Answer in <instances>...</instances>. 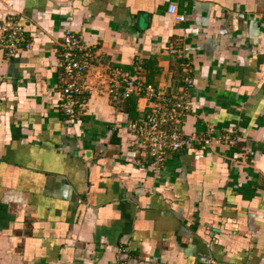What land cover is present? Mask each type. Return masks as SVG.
Instances as JSON below:
<instances>
[{
    "label": "crops",
    "instance_id": "0c3cea01",
    "mask_svg": "<svg viewBox=\"0 0 264 264\" xmlns=\"http://www.w3.org/2000/svg\"><path fill=\"white\" fill-rule=\"evenodd\" d=\"M10 14L32 47L0 49V264H264V0H0V24ZM68 28L94 53L73 120ZM185 61L187 136L238 144L192 141L155 172L129 129L148 100L113 101L96 73L179 94Z\"/></svg>",
    "mask_w": 264,
    "mask_h": 264
},
{
    "label": "built area",
    "instance_id": "2783aa9c",
    "mask_svg": "<svg viewBox=\"0 0 264 264\" xmlns=\"http://www.w3.org/2000/svg\"><path fill=\"white\" fill-rule=\"evenodd\" d=\"M169 12L177 21L184 20L175 5L170 6ZM31 47L15 15H8L0 24V49L7 56L15 57ZM61 50L59 67L63 73V82L60 86V105L66 116L73 120L84 114L89 104L88 97L93 89L86 72L91 66L94 53L71 28L64 32ZM172 50L179 58H184L182 50ZM96 74L107 85L113 101L118 103L133 96L148 100L150 111L140 121L130 123L129 129L153 158L151 167L155 172L160 170L170 152L179 151L191 145L192 141L199 140L205 145L213 141L238 144L237 137L227 133L197 138L187 136L184 131V120L193 100L191 90L195 86L189 61L183 63V83L179 94H171L164 87L157 88L148 84L137 72H127L120 67L108 66L105 73L97 70Z\"/></svg>",
    "mask_w": 264,
    "mask_h": 264
},
{
    "label": "trees",
    "instance_id": "16d2710c",
    "mask_svg": "<svg viewBox=\"0 0 264 264\" xmlns=\"http://www.w3.org/2000/svg\"><path fill=\"white\" fill-rule=\"evenodd\" d=\"M134 98H135V97H134ZM130 99H133V98H130ZM128 100H129V99L125 100V102L128 101ZM122 103H123V102H122Z\"/></svg>",
    "mask_w": 264,
    "mask_h": 264
}]
</instances>
